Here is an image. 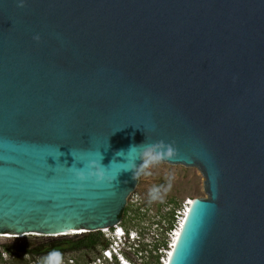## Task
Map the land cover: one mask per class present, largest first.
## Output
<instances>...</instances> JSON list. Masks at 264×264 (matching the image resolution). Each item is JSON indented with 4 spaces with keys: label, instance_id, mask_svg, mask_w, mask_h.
Segmentation results:
<instances>
[{
    "label": "water",
    "instance_id": "1",
    "mask_svg": "<svg viewBox=\"0 0 264 264\" xmlns=\"http://www.w3.org/2000/svg\"><path fill=\"white\" fill-rule=\"evenodd\" d=\"M157 141L207 194L169 264H264V0H0V233L117 223Z\"/></svg>",
    "mask_w": 264,
    "mask_h": 264
},
{
    "label": "rangeland",
    "instance_id": "2",
    "mask_svg": "<svg viewBox=\"0 0 264 264\" xmlns=\"http://www.w3.org/2000/svg\"><path fill=\"white\" fill-rule=\"evenodd\" d=\"M206 196L204 177L197 167L162 161L138 175V183L134 194L130 199L128 198L127 204L124 206V208L127 207V211L122 215L123 225L128 228L143 227L145 234L140 246L150 250L149 252H152V255H160L158 250H154L153 243L156 235L153 236V234L160 235V240L166 239V237L168 239L166 229L172 220V212L176 213V210L182 207L187 198ZM158 223L159 226H156ZM35 236L38 237L39 235ZM56 236L60 237V235ZM41 237L50 238V236L43 235ZM73 238L77 237L73 235ZM12 241L0 238L2 257L0 264H26L27 261L30 262L34 259L41 260L42 257L18 256L13 258L9 256L2 244ZM99 247L68 251L63 254V259L73 257L76 264H85L89 258L99 251ZM3 251L4 254H2ZM143 255L147 256L148 252L143 251ZM148 258L153 260L150 255Z\"/></svg>",
    "mask_w": 264,
    "mask_h": 264
},
{
    "label": "built area",
    "instance_id": "3",
    "mask_svg": "<svg viewBox=\"0 0 264 264\" xmlns=\"http://www.w3.org/2000/svg\"><path fill=\"white\" fill-rule=\"evenodd\" d=\"M133 194L134 192L129 196V199ZM188 201H191L190 198H187L182 207L176 210L173 227L166 230L168 234L167 247L160 246L157 249L160 253V263L150 260L148 258L149 255H143V251L139 249L143 240V235L145 234L144 228L139 226L136 228H129L127 230L124 227L123 220L121 218L117 223L100 229L106 237L108 244L106 246H100L99 251L89 258L85 264H166V259L169 258L177 230L181 228L189 210L188 206L190 204ZM156 226H158V224H156ZM154 235H156L155 241L160 240V235L155 233L153 236ZM2 254H4V251ZM40 261L41 260L39 259H34L27 264H40ZM63 261L64 264H76L73 257H67L63 259Z\"/></svg>",
    "mask_w": 264,
    "mask_h": 264
},
{
    "label": "trees",
    "instance_id": "4",
    "mask_svg": "<svg viewBox=\"0 0 264 264\" xmlns=\"http://www.w3.org/2000/svg\"><path fill=\"white\" fill-rule=\"evenodd\" d=\"M127 211V207L123 209L122 215ZM175 213L172 212V220L169 223L166 230H169L173 227V223L175 221ZM123 218V217H122ZM159 226V223H158ZM127 230L128 227H125ZM165 236V235H164ZM77 238H73V236H52L50 238H44L40 236L35 235H25L23 237H0L5 240H13L12 242H4L2 244L4 250H6L9 254V256L16 258L18 256H32L35 257H44L47 255L48 252L52 250H58L63 254H65L68 251L73 250H82V249H95L98 246H106L108 244V241L106 237H104V234L100 230L95 231H88L85 233H81L78 236L75 235ZM44 238V239H43ZM159 243V244H158ZM168 239H162V240H156L154 241V250L157 251V249L160 246L167 247ZM141 251L148 252V255H150L151 258H153L154 261L160 263V255H152V252H149L147 248H142V246L139 247ZM152 251V249H151ZM1 252H0V259H1ZM29 261H27L28 263ZM26 263V264H27Z\"/></svg>",
    "mask_w": 264,
    "mask_h": 264
},
{
    "label": "clouds",
    "instance_id": "5",
    "mask_svg": "<svg viewBox=\"0 0 264 264\" xmlns=\"http://www.w3.org/2000/svg\"><path fill=\"white\" fill-rule=\"evenodd\" d=\"M133 151L135 152V156L132 159L130 166L124 168V170H132L134 178L140 173H144L145 170L149 169L151 166L158 165L163 160L169 159L174 155V149L172 148V146L164 141L133 145L128 149L127 153ZM121 153L124 152L121 151ZM137 159L142 160V164H140L139 166H137L135 163ZM99 163L100 167L104 168V166L101 164V161ZM93 164L94 162H90V166H92ZM80 178L83 179V176H81ZM40 264H64L63 255L58 250H52L48 252L47 255L41 258Z\"/></svg>",
    "mask_w": 264,
    "mask_h": 264
},
{
    "label": "bare ground",
    "instance_id": "6",
    "mask_svg": "<svg viewBox=\"0 0 264 264\" xmlns=\"http://www.w3.org/2000/svg\"><path fill=\"white\" fill-rule=\"evenodd\" d=\"M197 198H190V200L191 201H195ZM192 204L193 203H191L188 207H189V210H188V212H187V214H186V217H185V220L183 221V224H182V226H181V228L180 229H178L177 230V234H176V236H175V238H174V244L172 245V249H171V251H170V255H169V258H167L166 259V264H169L170 263V261H171V258H172V256H173V253H174V250H175V248H176V245H177V243H178V240H179V238H180V235H181V233H182V231H183V228H184V226H185V224H186V221H187V218H188V215H189V213H190V210H191V207H192ZM86 231H88V229H80V230H75V231H62V232H56V233H51V234H45V235H43V236H56V235H76V234H81V233H85ZM28 234H33V235H41L40 233H24L23 234V236H25V235H28ZM15 237L16 235H12V233H0V237ZM18 236V235H17ZM20 236V235H19ZM18 236V237H19ZM22 235L20 236V237H23Z\"/></svg>",
    "mask_w": 264,
    "mask_h": 264
},
{
    "label": "snow or ice",
    "instance_id": "7",
    "mask_svg": "<svg viewBox=\"0 0 264 264\" xmlns=\"http://www.w3.org/2000/svg\"><path fill=\"white\" fill-rule=\"evenodd\" d=\"M189 204L193 203V201H188Z\"/></svg>",
    "mask_w": 264,
    "mask_h": 264
}]
</instances>
